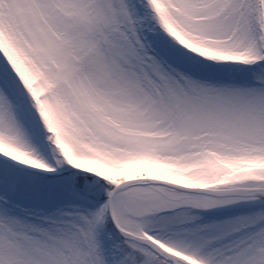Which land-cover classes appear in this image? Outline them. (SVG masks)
<instances>
[{
    "label": "snow or ice",
    "instance_id": "6c2138e0",
    "mask_svg": "<svg viewBox=\"0 0 264 264\" xmlns=\"http://www.w3.org/2000/svg\"><path fill=\"white\" fill-rule=\"evenodd\" d=\"M0 264H264V0H0Z\"/></svg>",
    "mask_w": 264,
    "mask_h": 264
}]
</instances>
